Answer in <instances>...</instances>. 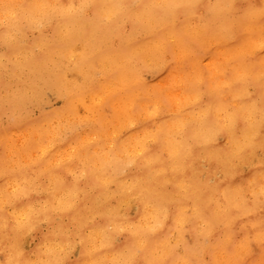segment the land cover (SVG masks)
<instances>
[{
	"label": "clouds",
	"instance_id": "9594fccd",
	"mask_svg": "<svg viewBox=\"0 0 264 264\" xmlns=\"http://www.w3.org/2000/svg\"><path fill=\"white\" fill-rule=\"evenodd\" d=\"M0 264H264V0H0Z\"/></svg>",
	"mask_w": 264,
	"mask_h": 264
}]
</instances>
